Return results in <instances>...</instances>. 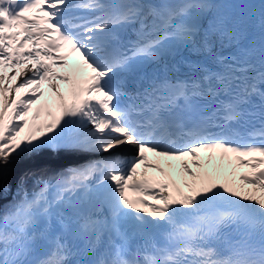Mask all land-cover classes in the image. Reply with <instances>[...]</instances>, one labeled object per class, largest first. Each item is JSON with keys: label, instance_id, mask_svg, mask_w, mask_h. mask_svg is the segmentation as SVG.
Here are the masks:
<instances>
[{"label": "snow or ice", "instance_id": "snow-or-ice-1", "mask_svg": "<svg viewBox=\"0 0 264 264\" xmlns=\"http://www.w3.org/2000/svg\"><path fill=\"white\" fill-rule=\"evenodd\" d=\"M209 19L207 0H0V194L13 161L103 157L21 179L0 264H70V240L75 264H264V16L258 57L214 53L231 37ZM179 47L209 62L144 70Z\"/></svg>", "mask_w": 264, "mask_h": 264}, {"label": "bare ground", "instance_id": "bare-ground-1", "mask_svg": "<svg viewBox=\"0 0 264 264\" xmlns=\"http://www.w3.org/2000/svg\"><path fill=\"white\" fill-rule=\"evenodd\" d=\"M173 163H176V164H178L179 162H175V161H174Z\"/></svg>", "mask_w": 264, "mask_h": 264}]
</instances>
